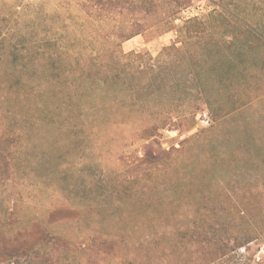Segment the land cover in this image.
<instances>
[{
    "label": "rangeland",
    "instance_id": "rangeland-1",
    "mask_svg": "<svg viewBox=\"0 0 264 264\" xmlns=\"http://www.w3.org/2000/svg\"><path fill=\"white\" fill-rule=\"evenodd\" d=\"M0 264H264V0H0Z\"/></svg>",
    "mask_w": 264,
    "mask_h": 264
}]
</instances>
